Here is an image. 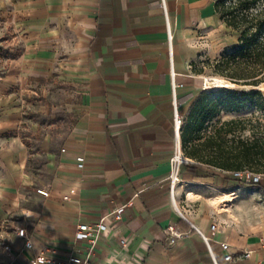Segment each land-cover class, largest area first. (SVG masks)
<instances>
[{
	"label": "crops",
	"instance_id": "1",
	"mask_svg": "<svg viewBox=\"0 0 264 264\" xmlns=\"http://www.w3.org/2000/svg\"><path fill=\"white\" fill-rule=\"evenodd\" d=\"M159 2L0 0V27L18 51L0 74V264L86 255L77 227L103 218L95 264H214L200 232L219 264H264V189L183 153L170 194L182 149L174 102L184 117L204 85L198 60L218 57L236 33L217 0ZM40 80L57 83L46 109L62 117L42 131L23 122V96L38 95ZM170 226L182 234L174 243Z\"/></svg>",
	"mask_w": 264,
	"mask_h": 264
},
{
	"label": "trees",
	"instance_id": "2",
	"mask_svg": "<svg viewBox=\"0 0 264 264\" xmlns=\"http://www.w3.org/2000/svg\"><path fill=\"white\" fill-rule=\"evenodd\" d=\"M262 3L264 0H236L227 6L225 0H217L222 19L240 35L237 42L215 60V66L231 83L253 89L239 92L222 88L198 99L194 113L181 128L182 150L188 158L232 172L250 169L264 173V137H243L247 128L243 120L218 122L210 130L211 122L222 111H239L254 98H264V90L258 89L264 83Z\"/></svg>",
	"mask_w": 264,
	"mask_h": 264
},
{
	"label": "rangeland",
	"instance_id": "3",
	"mask_svg": "<svg viewBox=\"0 0 264 264\" xmlns=\"http://www.w3.org/2000/svg\"><path fill=\"white\" fill-rule=\"evenodd\" d=\"M236 2V0H225V5L229 6ZM264 5V3H262ZM235 35L232 32L231 39L227 42L228 46H231L236 43L239 38L240 33L235 31ZM12 35L5 29L4 27H0V74L5 70H8L10 64L8 59L12 58L13 56L17 55V49L11 48L8 46V42L11 41ZM224 51V50H223ZM223 53V52H222ZM220 55L216 58H202L197 62V69L200 71V74L204 77V85L198 91L196 102L194 105L185 112L184 114V121L185 125L192 116L197 106L198 99L210 92H215L219 89L225 87H217L216 85L210 84L205 85L206 79L211 78H221L226 81L231 82L226 76L221 75L216 66L215 60L219 59ZM6 58V60L4 59ZM241 80L240 82H243ZM54 83V84H53ZM38 95H30V96H23L24 100V112H23V122L26 125H30L31 123L38 125L39 130H48V127L56 126L57 122L62 120V117L59 115L54 116V114L50 111H47L46 106L50 101H55L60 98L59 96V88H57L56 82H48L46 80H40L38 84ZM249 88V87H248ZM227 89L241 91H249L251 87L247 89L243 85L235 84L233 87H227ZM259 89V88H258ZM264 90V89H260ZM231 119H241L246 125V130L243 132V137H251L252 135L262 136L264 137V98H254L251 104H248L245 108L239 111H222L220 115L215 118L210 124V130L218 123L222 121H227ZM55 128V127H54ZM54 128H51L52 130ZM29 129V126L27 127ZM209 130V131H210ZM27 132V131H26ZM185 155V154H184Z\"/></svg>",
	"mask_w": 264,
	"mask_h": 264
},
{
	"label": "built area",
	"instance_id": "4",
	"mask_svg": "<svg viewBox=\"0 0 264 264\" xmlns=\"http://www.w3.org/2000/svg\"><path fill=\"white\" fill-rule=\"evenodd\" d=\"M159 6L165 8L164 0H160ZM135 43H128L127 45L130 47ZM193 95L188 96V99H191ZM181 101L183 99H180ZM184 120L183 117L179 114L178 108H177V102H174V127L175 131L178 134L181 132V128L183 126ZM188 163V160L184 157L183 151L178 145L175 149L174 155L170 160V194L173 198V191L175 184L180 180V169L182 165H185ZM79 167H82V164H79ZM231 175L234 179L241 182L245 186H251V187H260L264 189V173H257L250 169H244L239 171L231 172ZM114 219L115 220H121V209H117L114 212ZM216 225H211V230L215 231ZM108 230V226L106 223L105 218L101 219L99 222L95 223L94 225L90 224H80L77 227V231L75 234V237L77 240H87L90 242V249L87 252L86 255H69L63 260H58L55 257V252L50 251H44L39 254L34 255L29 261L28 264H95L92 260V252L94 250L96 242L101 238V236ZM167 234L169 235V241L170 243H174L176 240L182 237V234L174 227L170 226L166 230ZM16 233L19 237L25 239L24 247L25 248H31V241L27 237L26 230L23 228L16 229ZM203 241L206 243L209 253L212 257V261L214 264H219L210 248V237L203 235L200 232ZM121 244L123 246L126 245L125 240H121ZM3 250L9 252L10 246L2 244ZM220 247L223 251H228L229 244L227 242H222L220 244ZM243 258H248L249 253H244L242 255ZM224 262L230 263L233 260V256L231 254H225L223 257Z\"/></svg>",
	"mask_w": 264,
	"mask_h": 264
},
{
	"label": "bare ground",
	"instance_id": "5",
	"mask_svg": "<svg viewBox=\"0 0 264 264\" xmlns=\"http://www.w3.org/2000/svg\"><path fill=\"white\" fill-rule=\"evenodd\" d=\"M210 81L212 84L216 85L217 87H233V86H235V84H233L229 81H226L224 79H221V78L206 79L205 85L210 84ZM246 88L249 89L250 87L249 88L246 87ZM258 88L264 89V83L262 85H260Z\"/></svg>",
	"mask_w": 264,
	"mask_h": 264
},
{
	"label": "water",
	"instance_id": "6",
	"mask_svg": "<svg viewBox=\"0 0 264 264\" xmlns=\"http://www.w3.org/2000/svg\"><path fill=\"white\" fill-rule=\"evenodd\" d=\"M225 88H227V87H225ZM251 89H253V88H251Z\"/></svg>",
	"mask_w": 264,
	"mask_h": 264
}]
</instances>
